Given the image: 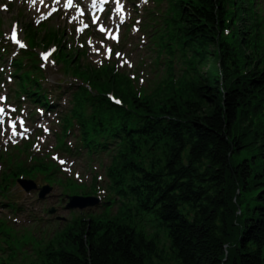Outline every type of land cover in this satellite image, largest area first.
I'll use <instances>...</instances> for the list:
<instances>
[{
  "label": "trees",
  "instance_id": "16d2710c",
  "mask_svg": "<svg viewBox=\"0 0 264 264\" xmlns=\"http://www.w3.org/2000/svg\"><path fill=\"white\" fill-rule=\"evenodd\" d=\"M232 3L169 0L166 36L190 49L197 68L185 91L164 90L171 95L162 104L160 93L139 97L127 77L85 69L62 51L98 93L86 136H127L112 175L117 186L133 183L137 208L83 219L62 240L9 264H264L263 29L254 0H237L236 15ZM29 30L34 44L57 39L48 27ZM110 92L129 108L112 104ZM243 152L254 155L234 164ZM140 214L152 216L156 231L138 227ZM4 239L13 257L17 238Z\"/></svg>",
  "mask_w": 264,
  "mask_h": 264
},
{
  "label": "rangeland",
  "instance_id": "374dc122",
  "mask_svg": "<svg viewBox=\"0 0 264 264\" xmlns=\"http://www.w3.org/2000/svg\"><path fill=\"white\" fill-rule=\"evenodd\" d=\"M166 3H167V0H165V2L163 3L164 7L166 6ZM234 3H237V0H233V3L231 4V7L229 5V9L231 10L230 12H232L234 15H236L235 11H237V6L234 5ZM13 14L14 13L2 14V17L5 16V15H7L9 17H12ZM226 20L230 21V23L233 22V20L231 19V15H229L226 18ZM234 30H235V28H234ZM228 35H229V28H225L224 36L226 37ZM154 55L155 54H153V52L149 53V55L147 57V63L148 64H149L151 58L154 57ZM162 56H164V54H162ZM178 64H179V72H180L181 69H182V67H181L182 64H181V62H178ZM203 64L204 65H203V67H201V70L204 73V72H207L210 69L208 57H206V54H205V60H204ZM212 68L213 67H211V69ZM159 70H160L161 75L165 74V69L161 68ZM213 70H214V68H213ZM136 71L137 70H133V73L136 72ZM48 75H50V72H48ZM190 75L192 77V75H194V73H190ZM50 81L53 84H56V83L59 82L54 77H52ZM163 82L166 85V88L163 89V90H166L167 87H174L177 90H181L182 89L183 91H185L187 89V87H188V84L191 83V80H190V78H188V73H187L185 78L182 77V80H178L176 82H171V81H169V78H168V79H163ZM151 85H152V79H149L147 81L146 86L144 87L146 93H147V88L148 87H149V91H151ZM184 88H185V90H184ZM65 89H66V87H64V89H62V91H65ZM170 95H171L170 92H162V93H160L159 96H161V97H159L160 101L158 103L162 104V103L167 102L168 99L170 98ZM69 98H70V93L68 91V93L65 95V100L69 99ZM154 99H151V101H153ZM69 140L72 141V142L75 141L74 138H72V137L69 138ZM252 155H254V154L253 153H246V152L235 154L234 157H233V163L236 164V163L242 161L245 158H250ZM104 159H108V158H107V156L102 155L100 157V164H99L97 156H94L93 159H92V162H91V168L92 169L89 168L88 166H86V161L85 160L80 161L79 164L77 163V165L75 166L74 170L76 172L81 173V175H82L81 178L83 179V184L92 183L93 178H95V176L98 177L100 175H102L103 181H102V184H101V180L99 181V183H97L98 187H101V185H104V183L106 184L108 182V181H105L104 170H106V166H103V164H102ZM79 187L80 188L85 187V192L89 193L90 195H94L96 193V186H94V187H86V186H82L81 185ZM62 193H63L62 189L59 188V187H56L54 192H53V194L48 198V200H47V202L45 204H42V206H44L46 208V207H50V206L56 205L57 203L60 202V200L62 198L61 197ZM114 195H115V190H113L111 188H108L107 199L112 198ZM28 198H31V201H33V202H37L36 200H39L38 198H36V196H33V195H29ZM35 198H36V200H35ZM118 200L121 201V202H119V204H120V206L122 208L127 209V208H130V207H133L134 210L136 209V206H135L136 205V201L133 200L131 197H127L124 194H120L116 198V201H118ZM78 202L83 203V201H78ZM123 203L126 204V206L123 207V205H122ZM120 206L117 205V206L113 207L114 212H116L120 208ZM2 208L5 209V211H6L5 216H9L10 215L9 208H7L5 206H3ZM36 208H39V205ZM97 210L98 209H96V208H92V209H86V210L81 211V212H86V213H80L78 211H72L71 210V216L69 218V221L65 225L62 226L63 228H59L58 225H57L58 222L54 221V222H51L49 225H39V223H37V226L33 230L24 229L18 235V238H17V240L14 243V249H15V252L17 253V259L15 260V262H17V260H27L29 258L28 252H30L35 247H40V246L47 245L51 241L56 243L57 241L62 240L63 238H65V236H67V234L70 232L71 229H73L75 231V228L79 224L82 223L81 222L82 218H90V217L95 216V214L87 213V211L94 212V211H97ZM141 218H144L145 220L149 221V223L147 222L148 225L145 224V229L148 232L149 231H151V232L156 231L157 227L152 222V220H153L152 216L151 215H147V214L141 215V217H139V219L137 220V222H138L137 224H138L139 228L142 227V222H140ZM65 222H63V223H65ZM50 229L53 230V235H51L53 237L52 239L48 238V231ZM160 230H161V228H160ZM1 232H0V237H1ZM30 232L32 233L33 240H34L32 243L29 240ZM34 233H36L37 235L40 236V240L39 241L35 240ZM160 233L165 234L163 231H161ZM161 237L164 240L165 236L162 235ZM164 241L166 243H169L168 238H166ZM26 247H32V249L29 248L27 250ZM6 261L8 263H10L9 259H6Z\"/></svg>",
  "mask_w": 264,
  "mask_h": 264
},
{
  "label": "snow or ice",
  "instance_id": "6c2138e0",
  "mask_svg": "<svg viewBox=\"0 0 264 264\" xmlns=\"http://www.w3.org/2000/svg\"><path fill=\"white\" fill-rule=\"evenodd\" d=\"M44 2H45V0H39L40 4H44ZM104 2L107 3L108 0H104ZM114 2L116 4V9L115 10H116L117 14L120 16V20H121V23H122L123 19H124L123 15H122V13L124 11V5L122 3V0H114ZM145 2H147V0H145ZM56 3H60V0H56ZM32 4H33V6H35L36 0H32ZM72 6H73V0H67L66 7L71 8ZM37 10H39V9H37ZM52 11H56V9L53 8ZM81 14H83V13H81ZM48 15H51V12H49ZM97 20H99V17L94 19L93 23H96ZM85 27H87V25H85ZM105 30L106 29L103 26L100 27V31H105ZM78 31H83V29H78ZM112 38L113 39H118L117 36H113ZM11 39L13 40L14 43H17L21 48L25 47V45L23 43H21L20 40L17 39L15 31H13ZM89 43L91 44V40L89 41ZM53 51H54V49H53ZM93 51L97 52V54H99V52H100L99 48H94ZM50 55H51V52L43 54V59L47 61ZM115 55L117 57H121L122 56V54L119 53V52L115 53ZM111 57H112V49L111 48H107L105 50V58L106 59H110ZM124 64H128L129 67L132 66L127 60H123L121 66H123ZM5 99H6L5 97L0 96V101H4ZM116 103H120V101L117 100ZM11 111L15 112L16 109L13 107V108H11ZM6 115H8V113L6 112L5 106H0V125L4 124V122H5L4 121V117ZM17 121L19 122L20 127L24 128L25 121L23 119V110H21V116L16 117L15 120H10V125L9 126L11 127V130H12L11 137H9L10 139L12 137L16 136V135H23L24 134L23 132H20V133L17 132ZM24 131L26 132V131H28V129L24 128ZM45 131H47V129H45ZM0 134H2V133H0ZM61 163L63 164V163H66V162L65 161H61Z\"/></svg>",
  "mask_w": 264,
  "mask_h": 264
}]
</instances>
